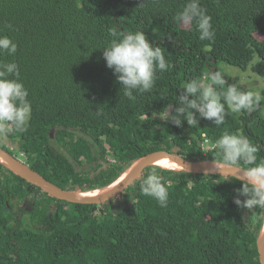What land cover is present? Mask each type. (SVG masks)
<instances>
[{"label": "trees", "instance_id": "obj_1", "mask_svg": "<svg viewBox=\"0 0 264 264\" xmlns=\"http://www.w3.org/2000/svg\"><path fill=\"white\" fill-rule=\"evenodd\" d=\"M184 3L0 0V35L18 45L14 57L0 59L17 62L32 104L28 131L0 146L76 192L109 187L155 150L214 161L204 141L226 131H242L264 157V101L250 114L229 111L220 127L201 120L199 127L184 121L178 128L155 119L185 82L222 71V62L264 77V0H202L214 42L175 21ZM136 30L162 47L173 67L157 73L151 92L129 98L102 53L111 31ZM153 169L168 189L166 207L140 190ZM240 186L219 175L151 165L115 198L81 204L50 195L0 161V264H262L264 210L241 220L243 210L232 203Z\"/></svg>", "mask_w": 264, "mask_h": 264}, {"label": "clouds", "instance_id": "obj_2", "mask_svg": "<svg viewBox=\"0 0 264 264\" xmlns=\"http://www.w3.org/2000/svg\"><path fill=\"white\" fill-rule=\"evenodd\" d=\"M174 19L199 33V40L214 42L216 33L212 17L202 0H185ZM110 36L112 38L103 47L102 56L106 67L113 70L116 81L129 98H133L134 92H151L157 73L173 67L166 59L165 50L150 41L141 30L111 31ZM17 50L18 45L10 36L0 35V56L14 57ZM178 90L175 102L166 104L155 114V119L178 128L183 127L184 121L191 128L199 127L201 120L220 127L225 124L229 111L250 114L260 109L264 101L261 90H241V86L230 83L220 70L209 69L199 78L185 82ZM28 96L17 62L0 59V143L28 131L32 119ZM210 147L215 151L216 159L210 162L209 172L218 174L224 182L238 181L241 185L232 198L237 209L243 210L241 220H246L248 214L257 209L264 210V157H258L261 146L237 130L224 132ZM140 190L145 196L155 198L161 207L167 206L168 189L155 169L141 181Z\"/></svg>", "mask_w": 264, "mask_h": 264}, {"label": "water", "instance_id": "obj_3", "mask_svg": "<svg viewBox=\"0 0 264 264\" xmlns=\"http://www.w3.org/2000/svg\"><path fill=\"white\" fill-rule=\"evenodd\" d=\"M215 69H217V67H215ZM163 158L172 159L181 163L186 171L211 174L209 172V169L211 168V161H195L180 153L170 152L168 150H155L140 157L127 170L124 179L112 189H108L97 195H86V192L72 191L53 183L45 178L39 171L28 165L25 161L0 146V161L11 168L15 173L58 199L81 204H102L112 198H115L125 191L131 184H133L142 175L147 167L151 165H158L157 161ZM231 171L233 175H235L236 170L233 169ZM258 252L260 261L264 264V231L260 238Z\"/></svg>", "mask_w": 264, "mask_h": 264}, {"label": "rangeland", "instance_id": "obj_4", "mask_svg": "<svg viewBox=\"0 0 264 264\" xmlns=\"http://www.w3.org/2000/svg\"><path fill=\"white\" fill-rule=\"evenodd\" d=\"M258 37L259 38H263V35L261 33L260 34L258 33ZM259 60H260L259 56L256 55V57L253 60L252 64L257 63ZM219 67H220V69L222 70V72L224 74H226V75H228V76H230L232 78L238 79L239 82L244 84L247 88H249V90H252V91L261 90V92L263 91V89H264V77H262L259 74L253 72L250 68L248 70L244 71L243 69H241V68H239L237 66H233V65H230V64L225 63V62H222L219 65ZM262 114L264 116V107H263V110H262ZM54 145L56 147H59L58 143L56 141L54 142ZM18 157L21 160H24L21 156L18 155ZM105 189H102V190H105ZM102 190H95V191H102ZM89 192H92V191H89Z\"/></svg>", "mask_w": 264, "mask_h": 264}, {"label": "bare ground", "instance_id": "obj_5", "mask_svg": "<svg viewBox=\"0 0 264 264\" xmlns=\"http://www.w3.org/2000/svg\"><path fill=\"white\" fill-rule=\"evenodd\" d=\"M158 165L167 167V168H171V169H184V166L181 163H178L175 160L172 159H168V158H163V159H159L157 161ZM126 176V174H124L118 181H116L115 183H113L110 187L106 188L105 190L102 191H92V192H86V195H97L101 192H104L108 189H112L113 187H115L116 185H118Z\"/></svg>", "mask_w": 264, "mask_h": 264}, {"label": "built area", "instance_id": "obj_6", "mask_svg": "<svg viewBox=\"0 0 264 264\" xmlns=\"http://www.w3.org/2000/svg\"><path fill=\"white\" fill-rule=\"evenodd\" d=\"M211 143H212V142H211L209 139H206V140L204 141L203 148H204L205 153H208V152L211 150V147H210ZM206 145H207V146H206ZM109 160H110L111 162H115V159L109 158Z\"/></svg>", "mask_w": 264, "mask_h": 264}]
</instances>
